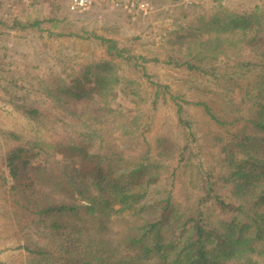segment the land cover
Here are the masks:
<instances>
[{"label": "trees", "instance_id": "1", "mask_svg": "<svg viewBox=\"0 0 264 264\" xmlns=\"http://www.w3.org/2000/svg\"><path fill=\"white\" fill-rule=\"evenodd\" d=\"M102 42L103 59L66 77L52 73L40 81L46 110L15 105L40 126L54 120L61 128L52 141L9 133L16 144L4 158L11 180L6 193L27 218L29 264H264V12L221 8L209 18L198 15L169 41L176 56L167 64L211 76L224 64L238 73L226 84L240 95L231 119H216L203 104L221 126L204 144L185 112L188 102L174 96L183 144L143 137L139 108L144 98L131 89L134 81L120 74L116 61L141 59L135 67L148 77L149 60L126 55L112 39ZM118 92L126 95L125 108L113 106ZM159 94L154 93V110ZM116 133L132 142L142 136L141 152L118 151L105 141ZM180 170L195 173L196 187L204 192L191 205L173 196ZM46 181L73 187L87 204L58 198L42 187ZM210 201L227 218L213 217L206 210ZM81 211L132 216L136 234L123 248L84 237L65 223Z\"/></svg>", "mask_w": 264, "mask_h": 264}, {"label": "rangeland", "instance_id": "2", "mask_svg": "<svg viewBox=\"0 0 264 264\" xmlns=\"http://www.w3.org/2000/svg\"><path fill=\"white\" fill-rule=\"evenodd\" d=\"M145 1L150 2L154 10L136 21H132L126 12L112 8L72 14L68 11L67 0L20 1L1 7L0 261L4 264H29L24 246L25 237L31 235L24 211L6 193L11 180L4 158L16 144L9 133H15L23 140L52 141L61 131L54 120L42 127L15 109V105L23 102L47 109L48 101L39 91L42 79L52 73L66 77L69 73L79 72L86 64L103 59L106 54L102 39L116 41L126 55L129 52L132 56L145 57L149 60L145 63L148 77L135 67V64H143L141 59H135L131 64L122 59L116 62L120 74L134 81L131 89H139L142 93L144 104L139 108L143 124L141 132L148 141L163 136L171 143L183 144L182 129L178 127L171 96L188 102L184 109L202 144L208 141L211 133L221 129L216 119H231L235 105L240 103L238 91L230 93L226 85L229 75L238 76L233 66L222 64L215 76H211L167 64L176 56L169 41L175 32L187 29L198 15L209 18L221 8L244 11L260 7L262 13L264 0H222L220 3L214 0ZM179 60L185 61L181 57ZM156 91L160 94L158 107L154 110L152 102ZM126 104V95L118 92L114 108H125ZM203 104L211 108L216 119L208 114ZM143 137L132 142L116 133L104 139L118 151L137 154L143 148ZM197 183L195 173L191 175V172L180 170L174 182V198L191 205L199 194L204 193L198 191ZM42 187L60 199L87 204L73 187L56 188L48 181ZM206 210L215 218H227L214 201L208 203ZM65 223L84 237L108 240L123 248L136 234L133 226L137 221L129 215L88 216L81 211L75 217L67 216Z\"/></svg>", "mask_w": 264, "mask_h": 264}, {"label": "built area", "instance_id": "3", "mask_svg": "<svg viewBox=\"0 0 264 264\" xmlns=\"http://www.w3.org/2000/svg\"><path fill=\"white\" fill-rule=\"evenodd\" d=\"M20 1L30 2L31 0H0V11L4 4ZM67 8L72 14L89 12L97 8H112L126 12L132 21H136L139 17L145 18L154 10V6L145 0H67Z\"/></svg>", "mask_w": 264, "mask_h": 264}]
</instances>
